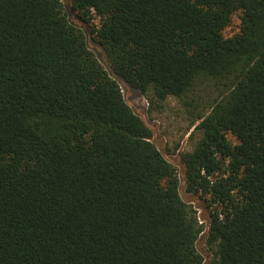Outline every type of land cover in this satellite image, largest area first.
I'll return each instance as SVG.
<instances>
[{
  "label": "trees",
  "instance_id": "trees-1",
  "mask_svg": "<svg viewBox=\"0 0 264 264\" xmlns=\"http://www.w3.org/2000/svg\"><path fill=\"white\" fill-rule=\"evenodd\" d=\"M70 2L150 112L175 100L195 126L211 264H264V0ZM152 137L63 0H0V264H204Z\"/></svg>",
  "mask_w": 264,
  "mask_h": 264
},
{
  "label": "rangeland",
  "instance_id": "rangeland-1",
  "mask_svg": "<svg viewBox=\"0 0 264 264\" xmlns=\"http://www.w3.org/2000/svg\"><path fill=\"white\" fill-rule=\"evenodd\" d=\"M63 5L69 20L85 32L89 47L94 52L95 56L110 75L119 82L126 102L151 128L153 132L151 141L157 146L163 156L176 167L180 181V195L182 199L196 211L198 220L203 226V233L198 241V250L204 258V264H211L213 251L207 239L213 208L203 195L188 193L185 182L183 154L188 152L191 147V135L194 132L195 126L191 129L189 128V121L183 113L182 108L175 100L170 101L163 111L155 110L150 112V104L147 97L139 90L129 86L112 72L106 51L101 45L94 41L91 30L87 25L81 22L77 12L72 9L70 0H63ZM98 21V19H95L93 23L98 24ZM240 23L241 14L237 13L233 17L231 25L225 30V36L230 37L238 33ZM196 138L197 136L193 139L196 140ZM228 139L233 145L238 143L236 138L232 135H228Z\"/></svg>",
  "mask_w": 264,
  "mask_h": 264
}]
</instances>
